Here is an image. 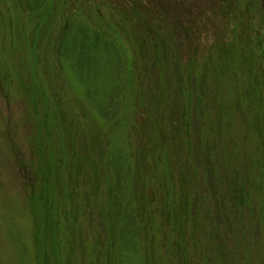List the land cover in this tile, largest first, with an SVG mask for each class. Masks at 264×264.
I'll return each mask as SVG.
<instances>
[{"label": "rangeland", "instance_id": "1", "mask_svg": "<svg viewBox=\"0 0 264 264\" xmlns=\"http://www.w3.org/2000/svg\"><path fill=\"white\" fill-rule=\"evenodd\" d=\"M217 2L0 0V264H46L42 230L50 216L59 264H264V116L253 126L255 100L242 94L250 81L236 77L235 57L203 66L197 52L228 36L229 14ZM145 14L164 39L184 23L173 45L182 50L179 65L171 55L157 61ZM261 70L264 84V59ZM62 147L69 156L84 149L87 175L69 174L66 157L51 173L45 210L44 153ZM102 162L109 172L85 209L90 189L71 190L65 176L91 185ZM147 167L153 229L143 233L138 221L146 217L134 212L144 204L131 200L129 187L134 171L143 176ZM72 194L82 203L78 221ZM111 213L115 230L100 235L111 247L93 251L97 218ZM151 234L154 250L144 247Z\"/></svg>", "mask_w": 264, "mask_h": 264}, {"label": "trees", "instance_id": "2", "mask_svg": "<svg viewBox=\"0 0 264 264\" xmlns=\"http://www.w3.org/2000/svg\"><path fill=\"white\" fill-rule=\"evenodd\" d=\"M38 6V5H37ZM216 6H218V8L222 11L225 12L228 16H229V29H228V36L227 38L224 40V42L221 43H213V47L209 46L207 50L204 51V49L200 52V49L197 48V52H199V57L200 60L202 62L201 59V54L202 52H204L205 54V61L202 62L203 66H216V63H221L223 61L229 63V61H231V59L233 57L236 58V64H237V71L235 72L236 77L240 78L241 80H243V84H247L248 80L250 81L248 87H246L242 94L243 95H248L251 96L255 102L251 104L252 110H253V114L257 117V121L253 122V126H255L258 129V126H261L262 124V119L264 116V84L262 81V70H261V62L264 59V0H218ZM39 7V6H38ZM142 21V25L144 26V28L147 30L145 33V39L148 40L150 39V43L149 45H152V47L157 48L159 51H157L159 53V56H156L157 61H161L164 60L166 55H171V58L175 60V62L179 65L180 61H183L180 59L181 55H182V50L181 53H179V51L173 49L175 48L173 45L176 44L175 42L178 41L179 37L178 34L179 32H182L183 30V22H176V25L173 24L172 27V33H170V36H166L167 39L162 38L160 35L157 34V32H155L154 34L151 33L150 29H151V24L149 22V20L146 18V14L144 16H142V19L140 20ZM178 25L180 27H178ZM167 30V29H166ZM175 36H174V34ZM153 36H152V35ZM182 37V36H181ZM166 40H169V42H167ZM154 41V42H153ZM156 41V42H155ZM156 43V45L154 44ZM187 44V43H186ZM216 44V45H215ZM172 46V48L170 47ZM179 46H181V44H179ZM195 46V45H194ZM198 47V45H197ZM155 50V49H154ZM189 61L188 64H190L191 66H197L195 65V58L190 56L189 57ZM167 64H165L166 66ZM196 69V67H194ZM160 77H164V72L167 71H162L160 70ZM197 71V70H196ZM198 72V71H197ZM156 73V70H155ZM249 73L251 75V78H249ZM199 77L204 78V75H200V73L198 72ZM159 79V78H158ZM157 79V82H158ZM195 78L192 76V74L187 76V80L191 81L194 80ZM163 81V79L161 80ZM156 88L158 89V93L162 94V93H166L167 94V89L165 88H158V86H156ZM190 91V88H189ZM191 91L189 93V97L191 98ZM158 98V97H157ZM156 98V101H157ZM159 100V99H158ZM173 103L176 106V112L179 115V111H180V104L173 100ZM156 106L158 105V102H155ZM255 108V110H254ZM65 109L62 108L61 112H64ZM76 117V116H75ZM180 117V115H179ZM73 118V117H72ZM181 119V117H180ZM259 119V121H258ZM183 120V119H181ZM69 122V125L71 124V119ZM78 122L76 121V127L78 129ZM68 126V124H67ZM251 126V124H250ZM67 129V127H66ZM157 128L155 129L156 132ZM186 132H188V130L185 128ZM158 135H159V140L158 141H162V131L160 130V127H158ZM69 141L68 143L72 142V146L74 145L72 139L69 137ZM185 139H189L188 137L186 138V136L183 135V142ZM81 143V141H79V144ZM190 146L188 145V149L187 151H189ZM58 149V148H57ZM57 149L54 150L53 154H51V156H49L47 153V151L44 153L45 155V162L46 164L44 166H42V171L44 169V172L40 171V175H39V181L42 182L44 181L45 183V187L42 188V192L41 195L44 194V197H42V199L39 197H37L34 194V188L31 189L32 194H31V198L33 199L34 203L37 202V199H39V201L42 202V204L45 206V210L46 207L48 206L49 203V199H50V188L49 185L51 184V173L53 175L58 174V172L61 169L62 165H66L68 161H66V157L67 160H69V162H71L70 165H66L67 167V172L70 174L72 171L74 173L75 178L82 176V175H87L86 173H82L83 172V168L85 166V151L84 149H81L80 147H77L76 152L69 156L66 153V148L62 147L60 148V150L56 151ZM65 149V150H64ZM56 151V153H55ZM186 151V152H187ZM143 152V151H142ZM262 153H264V151H262ZM64 154L66 155L64 158ZM48 155V156H47ZM47 156V157H46ZM138 156L141 158V160L138 159ZM137 159L139 161H145L144 157L145 156H141V153L138 154ZM104 156H101V160H103ZM101 166L99 168L94 169V176L92 181H91V185L89 184V180L87 179L86 181H76L73 180L71 182L70 179H67L66 177H69L68 175L65 176V181L68 182L70 184V189L72 190H76L77 186L79 188H82L83 186H86L87 188L90 189V193L86 195V199L87 201H83V206L85 209L89 208L90 201L89 198H92L93 193L92 192H97L98 188L101 185V181L102 178L104 176L107 175V173L109 172V166L105 163L102 162L100 163ZM142 165V164H141ZM144 170L146 171V173H144V175H139V173H137L136 171H134L135 175H131L132 176V184H130L129 190H132V196H131V200L132 201H139L140 199H142V202L144 204V206L141 208V210H144V212L142 214H140V212L137 214L134 212V215L136 218L142 217V215H144L146 217V221H144L143 219L140 218V220L138 221V227L141 229L140 232H145L144 230H151L152 228V223H151V219H147V216L151 214V208H148L150 206V204L152 203L151 199H146L144 195L146 190L145 188H151V174H149V168H144ZM127 171V169L125 170V172ZM98 173V174H97ZM41 176V177H40ZM44 176V180L43 177ZM140 186V187H139ZM84 188V187H83ZM80 189V191H86ZM139 189V190H138ZM168 189V187L166 188ZM170 189V187H169ZM70 190V191H71ZM138 190L139 193H141V196L136 197V191ZM69 191V192H70ZM77 193V192H76ZM90 195V197H89ZM30 196V195H29ZM76 195L72 194L68 197V200L70 203L74 202V210L75 212L73 214V220L78 221V210L81 209L82 207V203H80V201H78L77 198H75ZM54 202V201H53ZM92 202V201H91ZM101 206L100 204H96L95 206ZM45 212V211H44ZM167 212V219L169 218V215L171 214L170 211L168 209H166ZM91 213V212H90ZM110 215L109 218H107ZM111 214H106V217H104L102 214H100V218L98 219V224H97V231L99 233V238H97L95 245L93 246V251L97 250L100 251L101 248H103V250L108 251V249L111 247L110 244L106 243V237L104 240H100L101 236L104 233H107L111 230H115L114 228V221L111 218ZM107 218V223L109 226L106 227L104 220H106ZM53 222H56L57 224V220L54 219L52 216L48 217V219H46L45 221V225L43 226L44 229L42 230L43 232V238H44V242H43V247H44V259H45V263L46 264H59V260L58 258H53L58 254V250L55 247H50L53 244L54 239L56 238V225H52ZM148 226V227H147ZM144 228V229H143ZM77 229H80V227H78ZM102 231L104 232L102 234ZM155 231V230H154ZM154 234H151L150 238H146L145 237V244L144 247L149 249V250H154L155 249V237L153 236ZM49 246V247H47ZM90 253H91V249H90ZM52 258V259H51ZM113 258H115V255L113 256ZM160 258V257H159ZM54 259V260H53ZM110 259V257H109ZM154 259V255H152V261L150 262H155L156 260ZM54 261V262H53ZM69 261L71 262V260H68V258H65V260L63 261V264H69ZM94 262V261H93ZM93 264V263H92ZM147 264V262H146Z\"/></svg>", "mask_w": 264, "mask_h": 264}]
</instances>
